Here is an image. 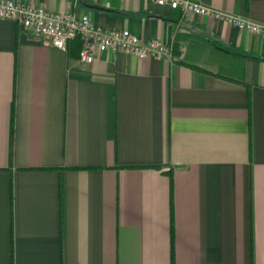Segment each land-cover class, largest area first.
Instances as JSON below:
<instances>
[{"label": "crops", "instance_id": "0c3cea01", "mask_svg": "<svg viewBox=\"0 0 264 264\" xmlns=\"http://www.w3.org/2000/svg\"><path fill=\"white\" fill-rule=\"evenodd\" d=\"M14 1L171 54L83 63L0 18V264H264V35L145 0ZM201 1L264 25V0Z\"/></svg>", "mask_w": 264, "mask_h": 264}, {"label": "built area", "instance_id": "2783aa9c", "mask_svg": "<svg viewBox=\"0 0 264 264\" xmlns=\"http://www.w3.org/2000/svg\"><path fill=\"white\" fill-rule=\"evenodd\" d=\"M158 5L182 9L186 13L207 15L225 20L237 27L264 35V25L219 11L201 0H145ZM0 18L19 21L35 37L49 38L51 44L66 50L75 39L81 42L79 59L92 63L98 52L125 51L140 57L163 58L171 49L160 39L144 40L128 29H108L94 24L87 15L52 12L42 6H34L14 0H0Z\"/></svg>", "mask_w": 264, "mask_h": 264}, {"label": "trees", "instance_id": "16d2710c", "mask_svg": "<svg viewBox=\"0 0 264 264\" xmlns=\"http://www.w3.org/2000/svg\"><path fill=\"white\" fill-rule=\"evenodd\" d=\"M74 42H73V44H74V46H75V48L77 49V50H79L80 51V46H81V42H80V40L79 39H75V40H73ZM72 42V41H71ZM71 42L69 43V46H70V44H71Z\"/></svg>", "mask_w": 264, "mask_h": 264}]
</instances>
